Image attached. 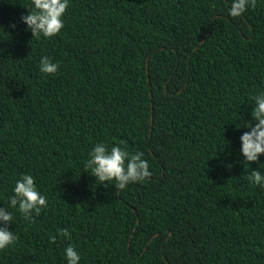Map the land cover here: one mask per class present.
Instances as JSON below:
<instances>
[{
    "label": "trees",
    "instance_id": "trees-1",
    "mask_svg": "<svg viewBox=\"0 0 264 264\" xmlns=\"http://www.w3.org/2000/svg\"><path fill=\"white\" fill-rule=\"evenodd\" d=\"M231 4L69 0L60 33L37 38L31 0H0V207L18 236L0 264H67L69 245L79 264H264L248 179L264 155L247 163L239 139L264 92V0L235 18ZM99 142L142 152L151 177L99 184L84 168ZM23 174L48 204L29 220L9 204Z\"/></svg>",
    "mask_w": 264,
    "mask_h": 264
},
{
    "label": "clouds",
    "instance_id": "clouds-1",
    "mask_svg": "<svg viewBox=\"0 0 264 264\" xmlns=\"http://www.w3.org/2000/svg\"><path fill=\"white\" fill-rule=\"evenodd\" d=\"M256 2L257 0H232L229 15L233 18L239 17L250 7L255 8ZM31 5V9H27V14L21 16L22 22L31 30V36L39 38L42 35L51 38L58 35L64 27L63 16L69 6V0H31ZM2 27L0 25V29ZM40 71L55 74L58 65L44 56L40 60ZM253 101L251 118L256 123L245 122L243 126L249 131L243 132L239 138L240 151L247 163L257 162L259 157L264 155V92L254 96ZM143 155L142 152L130 153L119 144L109 149L105 143L99 142L89 153L84 168L99 181V184H104L105 187L111 184L115 186L116 191L123 190L131 183L143 182L151 177L148 161L142 158ZM227 167L230 168L231 164ZM248 179L254 185L264 188V174L260 171L252 170ZM9 204L22 213L26 220L33 218V214L38 216L41 209L48 206L47 198L38 191L34 177L30 174H23L15 182ZM13 219L11 211L0 207V250L6 249L18 239V236L8 228V223ZM59 235L68 237L70 233L67 229H61ZM56 240L55 235L50 237L51 243H56ZM65 257L67 264H79L81 259L72 245L65 248Z\"/></svg>",
    "mask_w": 264,
    "mask_h": 264
}]
</instances>
